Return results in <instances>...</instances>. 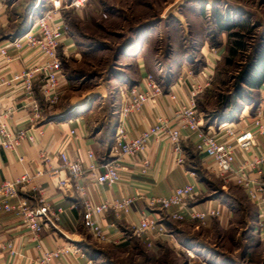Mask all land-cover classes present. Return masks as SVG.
Returning a JSON list of instances; mask_svg holds the SVG:
<instances>
[{"label":"crops","instance_id":"0c3cea01","mask_svg":"<svg viewBox=\"0 0 264 264\" xmlns=\"http://www.w3.org/2000/svg\"><path fill=\"white\" fill-rule=\"evenodd\" d=\"M16 4V1L0 0L1 45L21 33L27 26V24L16 25L18 20V6ZM176 21L180 22V19H176ZM198 44H200L199 52L204 60L203 70L212 75L213 69L224 56L225 49L223 45L212 47L207 34L205 37L200 38ZM12 54L16 58L10 64L9 72L8 68L2 64L0 57V78L11 72H20L27 65L28 55ZM59 55L62 60L68 59L70 56H79L75 43L70 37L64 36L62 38ZM137 58V62L140 63L139 57ZM179 60L180 62H178ZM190 62L187 54L181 57L175 55V64L179 63V67L174 80L162 89V96L157 101L147 102L139 112L133 113L124 120L122 125L129 138H134L153 126L158 117L170 119L175 109L187 101L190 95L189 81L191 79L189 74H193L190 70ZM259 65H261V72H264V59L261 63L259 62ZM139 66L137 83L119 88L115 108L111 104L104 103L106 90L104 86H100L98 96L103 99L102 103L96 109L92 107L88 110V113L75 111L78 109L74 110L72 108L85 106L87 104V98L85 97L89 96H85V99H77L74 106L70 103L69 107L71 109L63 113L53 111L54 107H47L43 104L38 83H35L33 99H28L25 96L20 85L12 87L0 85V112L3 115L1 122L10 131H28V136L33 139V143L24 142L21 144L16 153L0 151V183L4 181L11 182L23 175H28L32 180L20 187L22 190L19 192V197L30 198L32 188L35 186L41 187L44 189L50 205L55 209L64 211L56 228H45L41 234L39 244L32 240L19 218L13 214L0 213V264H35L41 253L55 250L67 244L80 249L84 256L68 255L52 264H88L90 258L86 251L90 247V240L94 239L84 224L79 196L72 189H59L58 181L65 179L66 174L59 170L58 153L65 152L69 158H79L85 166L89 163L88 153L94 155L98 164L117 159V157H114V137L119 125L118 111L122 103L120 91L125 88L127 92L131 89H143L144 78L147 74L141 64ZM67 82L69 81L65 79L63 93L67 89ZM33 100L38 102L43 110L42 119L34 124L29 121ZM77 102L78 104H76ZM68 113L69 115H66ZM233 113V111H230L232 118L228 122L241 120L240 127H248L251 124L253 117L247 107L241 110V113H238L236 117ZM58 115L63 116L59 117ZM202 122H204V119H202ZM221 123L224 122L218 120L217 126L216 123L208 126L212 130L218 131V126ZM72 130L76 132L77 139L71 136L70 132ZM218 134L223 135L221 132ZM187 136H184L181 143L185 159L182 166L176 164V156L169 142L161 138L152 141L148 146L146 159L149 161V166L147 168L143 166L142 160L144 157L141 155L136 158H119L121 164L120 179L113 187L108 188L98 185L91 180L93 179L91 178L92 175L88 176L90 179H85L83 184L87 189L86 191L96 204L104 200L136 197V201L128 215L122 216L120 219H116L112 213L97 217L104 234L111 237L120 233L126 234L130 231L135 235L134 230L138 227L141 219L151 213L147 206L148 199L167 197L174 189L192 184L202 191L203 195L188 201L185 210L207 214L204 220L207 226L210 227L212 222L215 221L224 231L231 228L234 221L241 216L249 223L255 221V224L260 226V233L254 234L253 227H251V232L259 238L260 242L264 241V202L262 201L264 196L261 201H250L245 195V200L249 205L247 210L238 199L228 192L231 186L235 185L224 182L215 174L205 156L196 153L191 140ZM42 153L46 156L44 162L41 160ZM250 157L251 155L247 153L238 154L237 164L248 160ZM38 170L43 171V175L35 177ZM143 170L145 173L142 172ZM100 171L101 169L98 170V173ZM98 173H95L94 176H97ZM251 177L254 178L255 175L253 174ZM262 180L264 181V177H262ZM212 182H215L216 186ZM29 201L32 205L34 204L33 200L30 199ZM177 210L185 212L184 209L176 208L170 212ZM212 212H218V216H212ZM156 213L159 217V224L165 229V234L161 236L149 234L147 239L152 240V246L162 242L172 244V232L168 229L167 223L164 222L165 219L172 221L169 218L170 213L164 211H156ZM183 222L187 226H198L201 221L186 218ZM88 236L91 237L88 238ZM186 236L189 235L186 234ZM139 240L145 245L146 239L140 237ZM9 241L13 243L14 249V256L11 258L1 250V246ZM37 245H39V248Z\"/></svg>","mask_w":264,"mask_h":264},{"label":"rangeland","instance_id":"374dc122","mask_svg":"<svg viewBox=\"0 0 264 264\" xmlns=\"http://www.w3.org/2000/svg\"><path fill=\"white\" fill-rule=\"evenodd\" d=\"M13 1L18 6V26L27 24L30 15L32 19L42 17L53 3ZM70 1L62 0L63 5ZM62 17L68 28L65 36L73 40L79 56L62 60L69 82L53 111L66 113L70 103L74 106L85 96H89L85 97L87 104L72 109L88 113L92 107L98 108L103 100L98 96L100 86L106 90L104 103L115 108L119 88L137 83L140 64L145 77L152 76L164 89L179 67L175 55L187 54L190 70L199 74L204 71V60L198 43L206 34L210 45H223L225 53L198 96L203 125L217 126L220 115L226 113L224 100L233 105L234 117L246 107L254 117L262 100L264 83L260 89H249L241 79L264 57V0H88L79 10H64ZM237 43L244 46L243 50ZM250 75L252 79L254 70ZM238 188L231 186L228 192L248 210L247 196ZM241 217L225 231L215 221L208 227L204 221L187 226L165 219L173 235L172 244L147 247L128 231L126 241L118 245L90 240L86 252L93 264H264V241L251 232L253 227L254 234L260 233V226Z\"/></svg>","mask_w":264,"mask_h":264},{"label":"built area","instance_id":"2783aa9c","mask_svg":"<svg viewBox=\"0 0 264 264\" xmlns=\"http://www.w3.org/2000/svg\"><path fill=\"white\" fill-rule=\"evenodd\" d=\"M88 0H72L69 5H63L62 0H53L52 7L42 17L33 18L30 15L26 28L3 45L0 44V57L2 64L8 68L16 56L28 55L25 68L20 72H11L0 78V85L12 87L22 86L25 96L33 99L35 83L39 85L43 104L47 107H56L63 95L64 80L66 79L59 55L62 38L67 35V25L62 17L64 10L74 8L79 10ZM37 6L35 7V9ZM212 75L201 71L197 75L189 74L190 95L185 103L179 105L170 119L158 117L153 126L140 135L129 138L123 128V122L133 113L141 110L147 102L157 101L162 96V88L150 75L144 78L142 90H121V106L118 111V128L116 129L115 160L96 163L94 155L88 153L89 163L85 166L79 158H69L65 152L58 153L59 170L66 174V178L58 181L60 190L72 189L81 199L82 218L92 238L98 243L118 245L126 241V234L107 236L102 231L97 217L112 213L116 219L128 215L136 201V197L104 200L99 204L92 201L91 196L83 184L85 179H91L100 186L113 187L119 182L121 164L120 157L136 158L143 156V166L147 168L149 161L146 152L149 144L158 139H165L172 147L176 156V164L184 165L182 140L184 136L191 140L198 155H204L210 168L226 183H233L239 187L250 201H261L264 196V94L261 102L255 109V115L248 127H240L239 121L221 123L218 131L210 126L205 127L198 113L197 100L206 85L211 81ZM30 123L34 124L43 117L42 107L33 100L31 104ZM3 115L0 112V151L16 153L18 147L24 142L33 143L28 131H10L1 122ZM221 132L223 135L218 134ZM71 136L77 139L76 132L72 130ZM260 141V142H259ZM250 154L248 160L237 164L238 154ZM41 160L46 161V156ZM101 171L98 173V170ZM145 173V171H142ZM98 173L97 176H94ZM255 177H251L252 175ZM43 175L38 170L35 177ZM32 178L23 175L14 181L0 183V213L13 214L19 218L27 233L33 241L39 244L41 234L46 227L56 228L63 214L62 209L53 208L48 202L43 188H32L30 198H20L22 186L30 183ZM203 195L202 191L192 184L174 189L167 197L150 198L147 206L151 211L144 216L138 227L134 230L135 236L146 239L145 245L152 246V240L147 239L149 234L158 236L165 234V229L159 224L156 211L169 212V218L175 222L190 220L204 221L207 214L185 210L188 201ZM33 200L32 205L29 200ZM264 202V199L262 200ZM184 209L170 212L172 209ZM218 216V212H212ZM39 248V245H37ZM1 250L11 258L14 256L13 243L7 242ZM68 255L83 257L84 254L73 245H64L55 250L45 251L39 255L35 264H52ZM88 264H93L91 260Z\"/></svg>","mask_w":264,"mask_h":264},{"label":"trees","instance_id":"16d2710c","mask_svg":"<svg viewBox=\"0 0 264 264\" xmlns=\"http://www.w3.org/2000/svg\"><path fill=\"white\" fill-rule=\"evenodd\" d=\"M237 46L241 50H243V48H244V46L241 43H237ZM231 52L233 54H235L236 48H235V50H233ZM263 59H264V57H263ZM263 59H261V60L263 61ZM258 60H260V59H258ZM255 64H257V65H255L254 67L250 66L248 71L243 73V77L241 79L242 82L243 81L245 82L246 86L249 89H260V86H261V84L263 82V79H264V72L263 71L261 72V65H259L257 62ZM259 66H260V68H259ZM251 70L252 71L254 70V75H253L252 79H251V75H250ZM249 75H250V77H249ZM245 78H247L246 81H245ZM224 104H225L224 105L225 106L224 111H226V113L220 115L219 122H224L225 123V122H228L232 118V116L230 115V111H233L235 109H234L233 105H232V107H230V105H228L227 100H224ZM224 111H223V113H224ZM206 126H208V123L205 124V127Z\"/></svg>","mask_w":264,"mask_h":264}]
</instances>
